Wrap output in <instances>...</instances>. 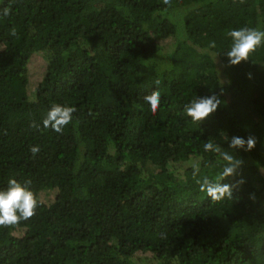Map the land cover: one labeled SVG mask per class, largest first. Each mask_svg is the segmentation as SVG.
Masks as SVG:
<instances>
[{
	"label": "trees",
	"instance_id": "obj_1",
	"mask_svg": "<svg viewBox=\"0 0 264 264\" xmlns=\"http://www.w3.org/2000/svg\"><path fill=\"white\" fill-rule=\"evenodd\" d=\"M244 27L264 31V0H0V190L38 200L0 227V264H264V46L227 57ZM221 89L193 122L185 106ZM53 105L76 108L62 133ZM209 141L243 161L233 199L201 191L225 163Z\"/></svg>",
	"mask_w": 264,
	"mask_h": 264
},
{
	"label": "clouds",
	"instance_id": "obj_2",
	"mask_svg": "<svg viewBox=\"0 0 264 264\" xmlns=\"http://www.w3.org/2000/svg\"><path fill=\"white\" fill-rule=\"evenodd\" d=\"M163 2L168 4L169 0H163ZM10 11L9 7L3 8V16H8ZM12 35H16L15 29L12 30ZM228 36L232 38L231 49L227 52L229 66L239 65L241 62L251 60L252 54L258 48L264 46V31L254 28L244 27L231 30ZM214 46L213 42L212 47ZM249 78H251V74H249ZM158 83L159 81H157ZM223 94L224 90L221 89L219 94L213 93L207 97H198L185 106L186 114L191 117L193 122L202 123L215 113L219 106L225 103L219 98ZM144 101L150 105L151 111L156 113L160 106L159 90L145 96ZM75 112V107L53 105L43 120V125L44 127H50L57 133H62L64 127L72 122L73 113ZM256 142L254 136H249L247 139L233 136L230 140L229 148L248 152L255 147ZM204 149L205 151L218 153L225 163L217 181L213 182L207 177L203 178L200 183L201 191H206L212 201H221L225 198L233 199L234 188L242 185L245 181L242 178L237 180L235 184L222 183V181L239 175L243 161L227 151H221L219 145H214L210 141L204 144ZM31 151L35 155L39 149L34 146ZM28 184H30V181H26L22 185L16 179H10L7 188L0 190V227H14L21 221H26L36 214L38 200L35 193L27 186ZM252 198L254 199L255 197L253 196Z\"/></svg>",
	"mask_w": 264,
	"mask_h": 264
},
{
	"label": "rangeland",
	"instance_id": "obj_3",
	"mask_svg": "<svg viewBox=\"0 0 264 264\" xmlns=\"http://www.w3.org/2000/svg\"><path fill=\"white\" fill-rule=\"evenodd\" d=\"M45 61L42 55L37 54L34 56L33 62L30 63V70L34 78H40L44 69ZM44 193L42 192V195Z\"/></svg>",
	"mask_w": 264,
	"mask_h": 264
}]
</instances>
